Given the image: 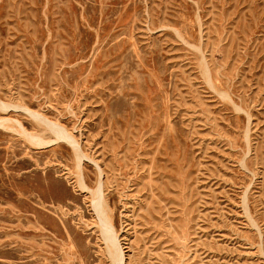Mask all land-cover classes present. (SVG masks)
Wrapping results in <instances>:
<instances>
[{"label": "rangeland", "instance_id": "374dc122", "mask_svg": "<svg viewBox=\"0 0 264 264\" xmlns=\"http://www.w3.org/2000/svg\"><path fill=\"white\" fill-rule=\"evenodd\" d=\"M0 102V264H109L34 115L123 264H264V0H0Z\"/></svg>", "mask_w": 264, "mask_h": 264}, {"label": "bare ground", "instance_id": "6f19581e", "mask_svg": "<svg viewBox=\"0 0 264 264\" xmlns=\"http://www.w3.org/2000/svg\"><path fill=\"white\" fill-rule=\"evenodd\" d=\"M0 107L6 108L7 105L0 102ZM34 119L41 121L43 124H45L46 127H48L50 130H52L55 133L58 139H64L68 141V143L71 145V149H72L71 151L73 155L72 157L74 158L73 162L75 164L74 167L76 168L74 170V174L76 176L75 183L80 190L87 191L89 195V200L91 203V207L93 209V217L95 219V224L97 225V232L99 236L98 238L103 244L104 254L108 259L109 264H123V252L121 246L119 245V242L116 237L117 235L115 234V231L111 223V209L108 205L107 199L103 195L102 183L99 180L98 185L96 184L97 185L96 188L94 187L95 189H91L84 183L85 181H83L82 179V175L80 171L81 168L80 163L82 157H87V156L84 155V153L80 149L74 137L72 135L67 134L57 124L50 123L39 115H34ZM27 136L32 143H37V144L46 143L45 141H42L38 137H34L29 134ZM90 160L93 161L92 159Z\"/></svg>", "mask_w": 264, "mask_h": 264}]
</instances>
